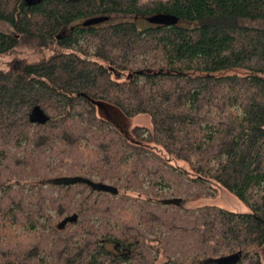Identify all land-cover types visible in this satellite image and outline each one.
Masks as SVG:
<instances>
[{"label":"trees","instance_id":"1","mask_svg":"<svg viewBox=\"0 0 264 264\" xmlns=\"http://www.w3.org/2000/svg\"><path fill=\"white\" fill-rule=\"evenodd\" d=\"M157 13L179 21H138ZM248 19L264 20V0H0L13 29L0 30V55L59 46L0 70V264H205L239 251L234 264H264V27ZM36 105L45 124L29 120ZM142 113L151 128L129 130ZM212 180L252 212L184 208ZM146 182L148 196H132ZM166 187L180 206L153 197Z\"/></svg>","mask_w":264,"mask_h":264},{"label":"rangeland","instance_id":"2","mask_svg":"<svg viewBox=\"0 0 264 264\" xmlns=\"http://www.w3.org/2000/svg\"><path fill=\"white\" fill-rule=\"evenodd\" d=\"M121 17H111V20H119ZM109 19V21H111ZM140 24L144 25L145 27L148 26L151 22H148V20L144 18H140L138 20ZM246 25L255 26V27H264V20H252L248 19L243 22ZM78 26H81L80 23H77ZM0 30L6 31V32H13V29L11 25L7 22H0ZM59 47V46H58ZM57 46H53V48L46 47L44 45H36L35 43L29 42V41H23L20 45L16 46L11 52L0 55V70H10L12 69L16 64H20V62H28V63H36L40 62L42 60H45L47 58H50L53 53L54 49L58 50ZM90 55L93 53V48H89ZM117 75V74H116ZM122 75V74H121ZM126 74L122 75L125 76ZM120 76V75H117ZM121 77V76H120ZM128 129L133 128L136 126H143L147 128H151L152 126V120L151 117L148 114H138L136 116L131 117L128 119ZM130 130V129H129ZM177 166L183 167L186 170H190V166L188 162L184 160H178ZM42 178H33L28 180L27 185H25V195H30L31 190H29V184L39 182ZM96 180V177H93V180ZM66 180H75V178L72 179H66ZM51 183L52 180L46 181L45 183ZM101 185V184H100ZM50 185L44 184L43 187L45 189L51 188L48 187ZM105 186L107 188L115 189V191L118 189L115 188V184L111 182H106ZM148 189V182H146L142 187H140L137 191L135 190H129V192L132 194V196H138L141 198H144L148 196L147 194ZM37 190V189H35ZM124 187H122V192L124 191ZM96 191V190H95ZM154 198H165L162 199L164 201H167L168 204L171 205H181L179 198V195L175 194L173 191V187H166V188H158L155 189V191L152 192ZM96 194V193H94ZM185 196V194H183ZM202 206H213V207H219L223 208L228 211H233L237 213H250L252 212L251 206L245 202L244 200L240 199V197L230 189L224 187L223 185L219 184V182L212 180L211 184L207 185V189L205 192L198 196H193L190 199L185 201L184 208L186 209H197ZM23 229L19 228L18 232L21 233ZM109 248H113V245L108 244ZM254 249L260 252V255L262 257V261L264 262V246H254ZM208 261L205 262L207 264ZM220 264V263H217Z\"/></svg>","mask_w":264,"mask_h":264},{"label":"water","instance_id":"3","mask_svg":"<svg viewBox=\"0 0 264 264\" xmlns=\"http://www.w3.org/2000/svg\"><path fill=\"white\" fill-rule=\"evenodd\" d=\"M107 20L106 16H98V17H92L84 22V25H94L98 24L101 22H104ZM147 20L151 23L154 24H164V25H173L177 24L179 19L178 17L171 15V14H166V13H157L152 16L147 17ZM96 105H98L99 111L102 113H109V109H113L110 105H106L103 102L100 101H94ZM50 115L46 113V111L40 106L36 105L33 107L32 111L29 114V120L34 123V124H45L47 121L50 120ZM78 180L75 178L74 181ZM100 185V184H99ZM97 188H102L106 190H111V188H107L104 185H100V187ZM96 186V185H95ZM117 192V190H116ZM180 203L182 204V201L180 200ZM77 216H74L73 220H75ZM242 257V252L239 251L238 253L226 256V257H221V258H216V259H211L207 262V264H234L238 262L239 259Z\"/></svg>","mask_w":264,"mask_h":264},{"label":"flooded vegetation","instance_id":"4","mask_svg":"<svg viewBox=\"0 0 264 264\" xmlns=\"http://www.w3.org/2000/svg\"><path fill=\"white\" fill-rule=\"evenodd\" d=\"M106 114H108V113H106Z\"/></svg>","mask_w":264,"mask_h":264}]
</instances>
